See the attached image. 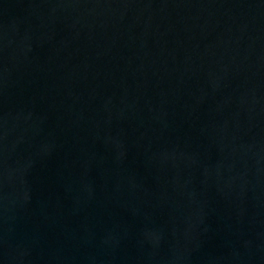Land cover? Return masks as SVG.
I'll return each mask as SVG.
<instances>
[{
  "label": "water",
  "instance_id": "1",
  "mask_svg": "<svg viewBox=\"0 0 264 264\" xmlns=\"http://www.w3.org/2000/svg\"><path fill=\"white\" fill-rule=\"evenodd\" d=\"M0 264H264V0H0Z\"/></svg>",
  "mask_w": 264,
  "mask_h": 264
}]
</instances>
